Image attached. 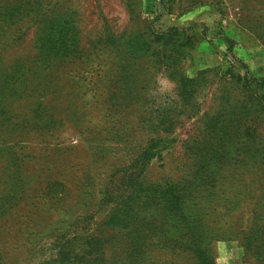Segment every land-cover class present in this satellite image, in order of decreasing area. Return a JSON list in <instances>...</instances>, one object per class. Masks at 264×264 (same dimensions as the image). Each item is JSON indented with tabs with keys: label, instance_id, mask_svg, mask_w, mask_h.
<instances>
[{
	"label": "rangeland",
	"instance_id": "obj_1",
	"mask_svg": "<svg viewBox=\"0 0 264 264\" xmlns=\"http://www.w3.org/2000/svg\"><path fill=\"white\" fill-rule=\"evenodd\" d=\"M19 1L28 0L0 5ZM49 3L57 8L42 10L60 23L54 66L40 56L47 30L35 13L8 23L0 42V264H71L90 233L103 264H254L247 239L252 226L264 234V168L203 133L233 57L264 78V0ZM186 80L200 81L193 105ZM14 83L32 90L18 127ZM155 124L172 129L157 135ZM140 185L146 197L176 199L141 202Z\"/></svg>",
	"mask_w": 264,
	"mask_h": 264
},
{
	"label": "trees",
	"instance_id": "obj_2",
	"mask_svg": "<svg viewBox=\"0 0 264 264\" xmlns=\"http://www.w3.org/2000/svg\"><path fill=\"white\" fill-rule=\"evenodd\" d=\"M44 6L48 11L57 8V4L50 5L49 0L19 1L15 3L13 7H6L4 4H1L0 42L5 39L7 25H9L8 23H12V20H16L18 17L25 20L30 17L31 13H35L31 18V21H33L34 24H30H38L41 28L47 30L45 34L40 32V34H42L40 41L43 42V53H40V56L42 59H45V64L54 66L59 53L58 42L60 23L57 18L53 17L49 12L42 10ZM161 36L164 38L165 34L163 33ZM225 41L227 43V49L232 52L233 47L231 46L230 41L228 39ZM233 58V63L241 65L240 69H243L244 72L242 73L236 65L231 64L227 72L217 76L214 91L216 94H219L217 97L218 107L216 111L211 115H208L206 118L203 140L207 142L206 145L214 148L218 141L228 138L233 145H236L240 154L258 159L260 161L259 163L264 168V78L251 74L246 65L235 57ZM199 80H186L182 82V95L186 104L191 103L193 105L195 99L193 96L198 83H200ZM9 87L14 93L12 108L14 104L16 105V108L13 111V119L16 120V126L18 127L19 124L23 122L21 119H28L26 114L19 118L21 116L20 111L22 108L20 103L31 99L32 90L30 88L29 93V87L24 84L20 85V83H14ZM37 105L41 111H44V108H41L43 103L39 102ZM36 118H40V116H37ZM151 127L157 135H159L160 129H164V131L172 129V126H166V128H164L161 124H155ZM159 139H162V137L157 136L152 138L149 144L150 147L145 148L140 155L138 160L140 169L146 166L153 157V150L157 148L159 143L153 140ZM134 174V172L128 173V171H126L124 177H127L128 180L122 183V187H128L129 180ZM142 190L143 188L140 185L141 202L145 198L146 201H149L150 199L155 201H175L176 199L173 193L167 191L164 192L165 195L163 200L161 199L162 196H158V194L153 198H150L149 195L146 197L144 196V193H141ZM132 195L133 193L128 192L125 198L118 196L114 202L116 208L123 206L124 202L129 200ZM109 196V194H106V200L103 203L107 206V209L113 208L111 206L113 200H111ZM163 204L165 203L163 202ZM247 240H250V246L253 242L255 244L254 248L250 250V252L254 251L255 256L257 257L254 259V264H264V234H262L261 229H253L252 226ZM78 247L79 252L72 255L69 260L71 264L105 263V246L102 242L98 241L92 233L87 234V237L84 236L79 238Z\"/></svg>",
	"mask_w": 264,
	"mask_h": 264
}]
</instances>
